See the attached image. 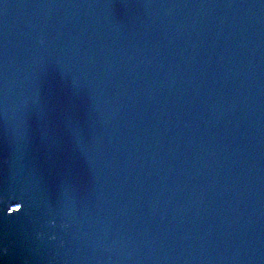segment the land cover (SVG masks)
I'll list each match as a JSON object with an SVG mask.
<instances>
[{"label":"water","instance_id":"1","mask_svg":"<svg viewBox=\"0 0 264 264\" xmlns=\"http://www.w3.org/2000/svg\"><path fill=\"white\" fill-rule=\"evenodd\" d=\"M0 264H264V0H0Z\"/></svg>","mask_w":264,"mask_h":264},{"label":"snow or ice","instance_id":"2","mask_svg":"<svg viewBox=\"0 0 264 264\" xmlns=\"http://www.w3.org/2000/svg\"><path fill=\"white\" fill-rule=\"evenodd\" d=\"M15 211H19V209L15 210Z\"/></svg>","mask_w":264,"mask_h":264}]
</instances>
